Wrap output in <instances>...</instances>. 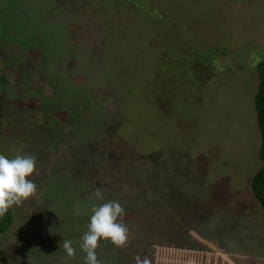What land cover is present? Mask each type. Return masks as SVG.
I'll return each mask as SVG.
<instances>
[{
	"label": "rangeland",
	"instance_id": "1",
	"mask_svg": "<svg viewBox=\"0 0 264 264\" xmlns=\"http://www.w3.org/2000/svg\"><path fill=\"white\" fill-rule=\"evenodd\" d=\"M261 61L264 0H0V154L37 158L0 264H85L108 201L102 264H264Z\"/></svg>",
	"mask_w": 264,
	"mask_h": 264
},
{
	"label": "clouds",
	"instance_id": "2",
	"mask_svg": "<svg viewBox=\"0 0 264 264\" xmlns=\"http://www.w3.org/2000/svg\"><path fill=\"white\" fill-rule=\"evenodd\" d=\"M36 156L17 154L7 158L0 154V217L13 206H20L37 194V185L29 177L36 171ZM94 196L103 200L99 188ZM125 209L118 201H108L93 206L87 231L82 236L81 250L86 254L85 264H102L97 257L100 242L109 241L117 248H124L129 242V228L123 223ZM71 240H63L62 247L69 259H74L76 249ZM136 264H152L148 257H135Z\"/></svg>",
	"mask_w": 264,
	"mask_h": 264
},
{
	"label": "trees",
	"instance_id": "3",
	"mask_svg": "<svg viewBox=\"0 0 264 264\" xmlns=\"http://www.w3.org/2000/svg\"><path fill=\"white\" fill-rule=\"evenodd\" d=\"M196 70V69H195ZM223 69H219L218 72H221ZM199 71V72H198ZM198 75H201L202 70H198ZM204 71V70H203ZM205 72V71H204ZM257 72L260 79L259 88L254 99V106L257 112V123L261 134V146L259 149V158L263 163L262 168L254 176L251 182V188L254 193L255 198L260 203L263 218H264V61H261L257 65ZM214 74L211 73V76L208 80L213 78ZM0 81L5 82V78H0ZM14 225V216L13 209L10 208L9 211L2 216L0 221V234H5L9 231Z\"/></svg>",
	"mask_w": 264,
	"mask_h": 264
}]
</instances>
